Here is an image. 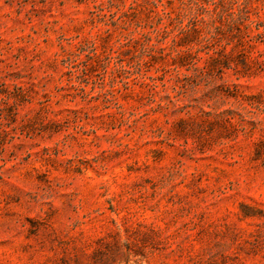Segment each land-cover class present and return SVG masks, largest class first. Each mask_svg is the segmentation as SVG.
Listing matches in <instances>:
<instances>
[{
	"label": "rangeland",
	"instance_id": "obj_1",
	"mask_svg": "<svg viewBox=\"0 0 264 264\" xmlns=\"http://www.w3.org/2000/svg\"><path fill=\"white\" fill-rule=\"evenodd\" d=\"M0 264H264V0H0Z\"/></svg>",
	"mask_w": 264,
	"mask_h": 264
}]
</instances>
